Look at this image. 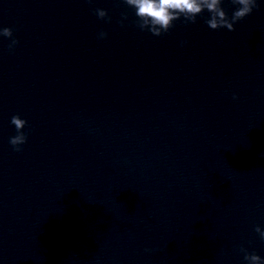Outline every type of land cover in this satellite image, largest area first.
<instances>
[{"label": "water", "instance_id": "1", "mask_svg": "<svg viewBox=\"0 0 264 264\" xmlns=\"http://www.w3.org/2000/svg\"><path fill=\"white\" fill-rule=\"evenodd\" d=\"M258 4L235 31L205 11L156 37L119 0H0L19 41L0 37V264L264 258ZM13 115L28 122L20 152Z\"/></svg>", "mask_w": 264, "mask_h": 264}, {"label": "clouds", "instance_id": "2", "mask_svg": "<svg viewBox=\"0 0 264 264\" xmlns=\"http://www.w3.org/2000/svg\"><path fill=\"white\" fill-rule=\"evenodd\" d=\"M129 8L134 10L136 19L133 21L136 28L140 31L150 32L153 36L160 37L167 34L175 25L174 22L182 20L184 24L197 23V17L207 11L210 15L205 18V23L212 30L227 29L235 31V25L251 15L255 9L259 8L258 0H231L235 6L231 15L222 7L224 0H119ZM92 3V0H88ZM98 19L105 22H111V16L108 11L102 8L93 9ZM128 19L127 13H122V19L119 21L124 26V20ZM108 33L100 31L97 39H106ZM0 37L9 38L11 43L8 45L9 51H13L19 43L13 36V30L8 27L0 28ZM186 43L185 42H182ZM233 99H238L233 95ZM10 123L14 125L16 134L9 138V143L16 152L22 151V145L27 142L28 134L24 131L27 121L19 115H13ZM264 157V153H261ZM255 232L259 235L261 241H264V229L257 226ZM145 251H152L145 249ZM239 252L243 254L245 264H264V258L250 252L243 246L239 247Z\"/></svg>", "mask_w": 264, "mask_h": 264}]
</instances>
